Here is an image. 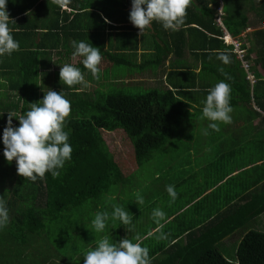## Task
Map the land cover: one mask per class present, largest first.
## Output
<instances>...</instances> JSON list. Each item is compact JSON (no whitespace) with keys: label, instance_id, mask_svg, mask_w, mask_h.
<instances>
[{"label":"trees","instance_id":"trees-1","mask_svg":"<svg viewBox=\"0 0 264 264\" xmlns=\"http://www.w3.org/2000/svg\"><path fill=\"white\" fill-rule=\"evenodd\" d=\"M222 1L224 25L229 33L234 37L242 36L244 49H249L250 41L252 46L255 45V58L252 57L257 76L255 83L247 80L246 72L232 52L233 47L219 37L222 32L215 23L219 0H191L185 23L178 31L168 32L154 22L155 31L149 32V36L154 38L149 42L144 41L145 35L142 41H138V37L131 33L137 29L129 19L131 9L128 8L132 7V0H68L66 6L71 8V13L49 3V0H8L7 11L11 19L26 13L38 2L34 13L39 21L30 23L33 26L38 23L41 31L26 28L28 35L24 37L20 36L21 33H13L20 50L11 56L0 57V77L3 73L6 81L4 89H7L3 91L0 88V197H3L9 211V224L0 229V264H84L81 246L85 234L80 237L82 243L78 244V236L61 238L60 230L75 228L72 231L79 235L81 231L76 228V223H72L73 212L82 213L89 202L101 201V196L107 194L112 186L125 182L129 185V176L136 171L135 168L166 146L194 115L182 100L195 92L193 80L189 83L188 78L189 74H193L188 71L191 64L182 60L186 48L193 52L198 50L193 54L197 59L201 57V72L205 81L212 77L216 83L224 80L231 85L232 123H221L220 129L238 124L240 117H234L235 112L243 121H250L253 117H262L264 121V74L258 68L261 67L264 72V0H253L248 4V11L243 10V5L249 0ZM30 16L21 20L26 21ZM105 17L110 23H105ZM250 27L257 29L251 35H242ZM102 35L107 40L111 36L112 42L111 46L107 43L98 47L105 64L104 68L102 63L99 65L100 79L94 80L79 59L76 64L84 72L85 79L96 87L76 91L82 86L69 88L62 85L60 67L72 60V42L83 41L96 47ZM166 36L173 40V47L164 39ZM224 49L231 54L232 62L227 65L216 56L217 50ZM170 54L174 55L170 64H173L172 72L164 80L162 72L167 69ZM55 57L58 59L54 60ZM250 58L251 54H248L247 59ZM221 67L231 79H226L218 71ZM145 76L158 79L164 88L159 82L154 87L149 85L152 87L149 90L135 92L133 86L147 87L141 83L143 79L139 80ZM126 81L130 84L125 85ZM134 81L137 83L134 84ZM48 89L58 93L62 91L71 102L70 119L65 131L69 133L72 159L59 170L58 178L54 179L49 173L45 179L32 182L19 176L15 162L9 164L4 157L3 131L9 112L17 114L12 123L14 127H19L18 115L28 111L30 103L42 100ZM206 90L202 89L204 101L208 95ZM196 111L202 112L200 109ZM209 130L212 140L204 143L203 147L200 144L190 150L211 148L214 140L225 137L229 143L224 142L229 147H237V150L231 151V158L242 162L236 153L239 147L245 146L238 145L240 140L236 134L228 131L216 134V131ZM115 131H123L131 145L134 158L132 156L129 167L115 156L104 138V132ZM245 137L243 134L242 138ZM189 140H194V133L189 135ZM215 160L216 157L202 167L210 164L214 167ZM200 169L196 168L192 173ZM185 181V176L178 181L169 180L165 189L167 185L182 187ZM101 205L99 202L96 208ZM131 207L140 209L142 206ZM202 207V202H196L165 225L162 229L167 236L165 240L157 239V231L150 235L156 226L151 217L140 221L141 215L134 211L132 226L135 225L138 228L136 234L143 237L142 246L149 248L151 264H264V232L250 230L244 233L237 248V262L226 259L218 247L225 238L264 213V196L254 195L246 203L239 201L212 217ZM135 218L139 219L135 221ZM110 220L112 224L117 222L111 216ZM116 229L106 224L104 232L99 234L102 237L112 235L110 241L113 243L130 234L125 226ZM131 232L135 243L136 234ZM94 243L90 240L88 246ZM54 248L57 255L51 254ZM59 248H66L64 254L58 251ZM36 256L41 260H37Z\"/></svg>","mask_w":264,"mask_h":264},{"label":"clouds","instance_id":"clouds-1","mask_svg":"<svg viewBox=\"0 0 264 264\" xmlns=\"http://www.w3.org/2000/svg\"><path fill=\"white\" fill-rule=\"evenodd\" d=\"M68 0H49L63 9ZM8 0H0V57L11 56L20 50L19 42L12 35L13 29L10 24L16 22L10 18L7 11ZM191 5V0H132L130 11V22L139 30V35L144 36L146 30L152 24L159 23L166 31H178L184 25L187 17V9ZM28 12L26 15H30ZM105 23L110 21L105 17ZM74 51L72 52L73 63H64L60 67V83L69 88H76L81 91L90 86L85 79L84 72L77 66L75 61L81 59V63L94 80L100 79L103 56L100 48L92 44L80 41L72 42ZM217 59L223 64H230L231 54L226 50L216 51ZM53 62V61H51ZM54 63V62H53ZM218 71L231 79L224 71ZM6 83V81H0ZM231 100V85L224 80L219 81L214 87L208 89V95L202 109L201 120L210 121L208 128L219 131V125L231 124L233 108ZM71 102L65 97L63 92H56L48 89L44 92V97L39 102L30 103L29 110L18 115L19 127L13 126V118L17 117L14 112L8 113L7 126L3 131V155L9 164L13 161L16 164V171L25 180L36 182L43 180L46 174L58 178L60 169L65 163L72 159L73 149L69 143V133L65 131L66 124L70 119ZM204 134L208 135L207 130ZM166 191L170 197V203H174L178 197L174 185H167ZM138 205L144 204V198L136 193ZM152 220L158 226V240L167 239L163 233L162 221L166 220V214L160 208L152 212ZM109 219L108 212H97L92 220V228L96 233L104 232L106 221ZM112 220H119L127 231H134L132 217L128 211L120 206H114L111 214ZM9 224V211L3 197H0V229ZM131 226V227H129ZM152 233H150L151 235ZM135 243L128 237L122 238L119 242H111L108 236H103L95 241V246L84 255V264H151L149 248L142 246L143 237L140 234L134 236Z\"/></svg>","mask_w":264,"mask_h":264},{"label":"rangeland","instance_id":"rangeland-1","mask_svg":"<svg viewBox=\"0 0 264 264\" xmlns=\"http://www.w3.org/2000/svg\"><path fill=\"white\" fill-rule=\"evenodd\" d=\"M253 0H249L248 2H252ZM63 9H66L64 7ZM155 30L147 31L144 36V41L149 42L153 41L152 36H149V32L153 33ZM103 33V31H101ZM137 34V32H136ZM159 35H162L159 32ZM158 35V36H159ZM137 36V35H136ZM99 43L96 47H103V45L111 46V36L107 40V37L105 35H102L101 38L98 39ZM141 56V53L139 54ZM58 57H55L54 60H57ZM82 58L79 59V62ZM72 63V62H70ZM75 66L77 64V61L74 62ZM102 68L105 67L103 64L101 66ZM150 71V69H149ZM112 73V72H111ZM138 76V75H137ZM138 78V77H137ZM143 79V80H142ZM139 80H142L145 86H133L132 89L135 92H142L151 89L150 86H156L160 81L154 77L145 76L142 78H139ZM138 80V81H139ZM129 81V80H127ZM126 81V82H127ZM162 81V80H161ZM137 82L134 81V84ZM90 86L88 87L89 90H91L93 87H96L94 83H89ZM130 83L127 82L125 85H129ZM122 85V83H121ZM124 85V87H126ZM160 86L164 88V85L162 82H160ZM202 90V87L198 89L197 91L193 92L192 96L184 97L182 98L183 102L185 104H188V109H190L191 112L194 113L193 116L190 117V120L186 122V124L183 125V128L176 134V136L161 150H158L153 153V156L150 160L145 161L141 166H137L134 171V173L130 174L129 176V185L124 184L112 186L107 194H104L101 196V201L99 199L93 200L92 202H89V204H86L84 206V211L82 213L76 214L73 212L71 219L72 223H76V228L79 229L81 232L76 233L73 232L75 228H62L63 225H60V236L61 238H68L69 235L72 236H78L77 243H82L81 236L84 233V242L82 243V248L84 255L85 253L90 249V247H94L95 243L93 245L88 246V242L92 240L95 242L97 239L102 238L101 234L96 233L92 228V220L95 217V214L97 212H108L109 213V219L106 221V224H111L117 228L116 230L123 228L124 225L121 224L119 220H117L116 223L112 224L110 223V216L112 212L114 211V206H120L124 208L125 211L129 212L130 216L135 217V212L140 214L141 216L140 221H143L144 218L151 217L152 210L156 209L157 207L165 212H169L170 210H173L176 208V205L180 202L184 201L186 197L193 193H200V189H198V183L194 181H198L197 178H204L203 174L197 173L193 174L192 172L196 168H203L202 166L208 161L212 162V159L216 156V153L224 148H226L227 144L225 142H228L225 140V137H220V140H214L211 148H204L203 150L200 149H192L190 148H197L200 144L201 147H203L204 143L210 142L211 136L205 135L204 130H207L209 133L208 124L210 121L207 119L201 120L202 112H197L196 109H203L204 106V97L205 93ZM9 93L8 95H10ZM197 98L199 101V104L197 103ZM182 108H184V105H182ZM259 120L254 121V123H258ZM242 125H245L246 123H239ZM237 128V127H236ZM234 127H231L228 132L231 134H235ZM194 133V140H189V135ZM218 134V133H217ZM104 138L106 140V143L108 147L113 151L115 156H117L120 160L125 163L127 167H129L130 162L132 161L131 158L133 155V152L131 150V145L128 143L127 136L123 131H115V132H104ZM225 141V142H224ZM229 143V142H228ZM133 147V146H132ZM133 149V148H132ZM240 161L244 162L246 160L245 156L239 158ZM189 174L190 177H188V180L183 183V187H176L175 190L177 193H179L181 196L179 199H177L174 203H170V197L168 193H166L165 184L169 180L178 181L182 177H187ZM208 178L200 180L199 183L202 185V188L208 184ZM188 182V184H186ZM136 193H139L144 198V204L138 205L136 203L137 196ZM100 202L101 207L96 208V205ZM142 206L140 209H134L131 206ZM80 210H82L80 208ZM135 211V212H134ZM81 215V216H80ZM137 215V214H136ZM70 216V214H69ZM139 218H135V221ZM153 223V222H150ZM138 228L134 225V234L137 233ZM255 230L264 232V214L256 217L247 225L242 228L241 230L237 231V234L241 236L244 235V233ZM129 239L133 240L132 232L129 231ZM109 239L112 237V235H108ZM86 246H88L86 248ZM218 247L221 251V253L225 256L226 259L237 262V248H238V242L234 243L229 242L227 239L220 242L218 244ZM66 248H59L58 251L64 254ZM52 255L56 254L55 248L53 249ZM55 255V260L56 259ZM37 260H41L39 256H36ZM66 261V259H65ZM60 263V262H59ZM67 264V263H63ZM78 264V263H73Z\"/></svg>","mask_w":264,"mask_h":264},{"label":"crops","instance_id":"crops-1","mask_svg":"<svg viewBox=\"0 0 264 264\" xmlns=\"http://www.w3.org/2000/svg\"><path fill=\"white\" fill-rule=\"evenodd\" d=\"M39 2H41V0H39ZM250 2H246L243 5V10L248 11V4ZM38 5V2H36V4L32 7L29 8L27 10L26 13L30 12L31 16L26 20L23 21L21 20L22 17L27 16L26 13L21 14V15H17L15 18H12V20H14L16 23L15 24H11L10 27L13 29V33H21L20 36L24 37L27 36L28 34L25 33L26 28L29 29H39V32L41 31V27L38 25V23L35 24V26L31 25V21H39L37 15L34 13L35 12V8ZM66 10L68 13H71V8L65 6ZM219 7L222 8L223 11V16H222V21L224 24V16H225V9H224V2L222 0H219ZM131 7L128 8V10H130ZM188 12V9H187ZM217 16V14H216ZM215 23H216V17H215ZM216 25H218L216 23ZM219 26V25H218ZM134 27V26H133ZM224 29L221 28L219 26V28L221 29L222 35L219 36L220 39H222L226 44L231 45L233 47V53L236 55V58L240 61L241 63V67L244 69V71L247 74V80L252 84L255 83V81L257 80V76L253 70V68L255 67L254 65V60L253 58H255V54L253 53V47L251 41L249 42L248 45V50L247 48L244 49L243 45L244 42L241 39L242 36L240 37H234L231 33H229V31L227 30L226 26L224 25ZM257 28L255 27H250L248 28L242 35H251L252 33H254V31ZM154 30L153 24L151 26V31ZM137 32V34H136ZM147 32V30H146ZM171 32V31H168ZM131 33H133L134 35H137L136 38L138 37V41H142V36L139 35V30L136 29L135 31L133 30ZM151 33V32H150ZM228 34L230 37H232L233 40H237L239 41V43L241 44V48L244 50L245 52V61L248 64V68L244 67L243 62L239 59L238 55L235 53L234 51V45L228 43V41H226L224 39V35ZM125 38V37H124ZM135 38V37H134ZM135 38V39H136ZM164 39H166V41L173 47V40L169 37L166 36ZM247 41V39H246ZM249 41V38H248ZM178 47L180 46V43L178 41ZM252 46V47H251ZM114 49V48H113ZM196 52L191 51L189 48L185 49V52L182 56V60H187L189 62V64H191V68H189V72L193 73V74H189L188 78H189V83L191 80H193V87L195 89V91H197L198 89H200L202 87V89H209V87H213L215 86L216 82L214 81V79L212 77H210V81L208 79V81L204 80L205 75L203 74V72H201L202 70V61H201V57H198V59L196 58V56L193 53H197L198 50H195ZM200 53V51H199ZM248 54H251V58L247 59ZM174 57L173 54H170L167 62H166V67L167 69L163 70V75L162 78L164 80L167 79V76L169 74H171L172 69L171 67L173 66V64L170 66V64L172 63V58ZM253 57V58H252ZM211 61V60H210ZM71 62L73 63V61L71 60ZM104 63H102L103 65ZM101 65V66H102ZM105 65V64H104ZM260 70L261 74H264V72H262L263 70L261 69V67H258ZM256 78V79H255ZM0 81H5V77L3 76V73H1V77H0ZM0 88L3 91H6L7 89H4V85H6L4 82H0ZM206 90V91H207ZM202 91V90H200ZM261 112V111H260ZM263 116L264 113L262 112ZM234 117H240L238 124H233L229 127L224 126V128H221L218 131H216L215 133L217 134H225L226 131H228L231 127H234V133L238 136L240 143L238 145H243L245 147H239L238 149V153H236L237 155H239L240 157H242L243 155L245 156L246 160L244 162H239L238 159H232L230 156V153L233 149H236L234 147H229L228 145L226 146V148L218 151L216 153V160H215V164L214 167H212V165H208V166H204L203 168H201L200 170L194 172L193 174H203L204 178H197L198 181H194L198 183V189H200V193H193L191 195H189L188 197H186V202L182 203L180 202L179 204L176 205V208L173 210L169 211V214L166 215V220L162 221L161 223H163V225H167L169 223H171L173 220L177 219V217H179V215L182 214V212L186 211V209L190 208L191 205L196 204V202H202L203 207L202 210L203 211H209V215H211V217L216 213V212H221L222 210H225L226 208H228L229 206H231L232 204H236L239 203V201H241V203H246L247 200H251L253 198L254 195H262L264 196V121L261 120L263 119L262 117H258L254 119H251L250 121H243L241 120V116L239 113L234 114ZM258 121V123H254V121ZM243 123L245 122V125L239 124V123ZM237 127V128H236ZM246 135L245 138H242V136ZM259 135L261 136L260 138ZM243 140V141H242ZM242 142V143H241ZM237 150V149H236ZM224 174V175H223ZM221 175H223L222 178ZM188 177H186V181L188 180ZM208 178V184H206L203 189L202 185L199 183L200 180L206 179ZM188 184V182L186 183ZM177 187V186H176ZM183 187V185H182ZM254 194V195H253ZM181 196V195H179ZM158 208V207H157ZM153 212V210H152ZM165 212V211H164ZM166 213V212H165ZM194 213V212H193ZM207 213V212H206ZM264 214V213H262ZM261 214V215H262ZM198 215V214H197ZM152 216V213H151ZM157 225L155 226V228H153V232L156 231L157 229ZM166 230H170L169 228H167ZM174 232H176L175 229H173ZM227 239L229 242H240L241 240V236L236 233L230 235L229 237L225 238ZM224 239V240H225ZM223 240V241H224ZM230 261V260H229Z\"/></svg>","mask_w":264,"mask_h":264},{"label":"built area","instance_id":"built-area-1","mask_svg":"<svg viewBox=\"0 0 264 264\" xmlns=\"http://www.w3.org/2000/svg\"><path fill=\"white\" fill-rule=\"evenodd\" d=\"M222 16H223V11L222 8L219 7L217 10V16H216V23L221 27V28H225L223 21H222ZM224 39L226 41H228V43L234 45V51L235 53L238 55L239 59L243 62L244 67L248 68V64L245 61V52L244 50L241 48V44L239 43V41L237 40H233L232 37H230L227 33L224 35Z\"/></svg>","mask_w":264,"mask_h":264}]
</instances>
